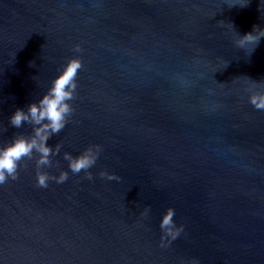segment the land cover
I'll return each instance as SVG.
<instances>
[{
  "label": "water",
  "instance_id": "1",
  "mask_svg": "<svg viewBox=\"0 0 264 264\" xmlns=\"http://www.w3.org/2000/svg\"><path fill=\"white\" fill-rule=\"evenodd\" d=\"M233 3L0 0V147L32 134L16 109L82 64L41 169L69 178L40 188L25 158L0 185V264H264V37L238 43L264 29V0ZM90 145L91 180L64 159ZM168 208L182 231L162 244Z\"/></svg>",
  "mask_w": 264,
  "mask_h": 264
},
{
  "label": "clouds",
  "instance_id": "2",
  "mask_svg": "<svg viewBox=\"0 0 264 264\" xmlns=\"http://www.w3.org/2000/svg\"><path fill=\"white\" fill-rule=\"evenodd\" d=\"M249 3L250 0H237V3H233L229 7L238 5L244 8ZM262 37H264V29H261L259 25H254L253 30L242 35L238 43L241 47L246 44L258 46ZM77 50L79 49L77 48ZM81 67L82 64L79 59H71L64 71L56 77L51 88L39 101L32 102L28 105L27 110L17 108L11 115V126L19 129L27 123L32 126V134L15 135L6 146L0 147V185L7 183L9 178L11 180L19 178L21 161L25 158L28 160L35 158L38 169V187L47 188L50 180H54L58 184L68 180V172L66 171H62L59 176H50L41 169L52 167V158L61 151L60 144H57L53 149L48 145V141L53 135L59 134L65 128L68 118L74 111L70 102L76 96L77 75ZM251 103L258 110H264V97L253 96ZM102 150L100 145H90L79 156H73L71 153L65 152L64 159L69 162V168L73 174L84 171L87 178L91 180L93 176L89 169L96 164ZM100 176L108 180L120 179L115 174L107 171H102ZM148 211L149 209L145 210V215ZM174 216L175 210L168 208L162 218L160 225L164 233L162 244L168 237H171L172 240L176 239L182 231V227L176 226ZM193 264H196V262L193 261Z\"/></svg>",
  "mask_w": 264,
  "mask_h": 264
}]
</instances>
